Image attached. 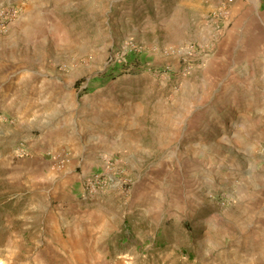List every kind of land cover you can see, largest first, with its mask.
I'll list each match as a JSON object with an SVG mask.
<instances>
[{
  "label": "rangeland",
  "instance_id": "374dc122",
  "mask_svg": "<svg viewBox=\"0 0 264 264\" xmlns=\"http://www.w3.org/2000/svg\"><path fill=\"white\" fill-rule=\"evenodd\" d=\"M237 3L0 0L19 12L9 28L36 23L42 33L37 48L54 110L34 138L64 123L74 130L73 119L89 110L107 118L108 136L123 120L122 149L102 153L107 165L84 178L83 212L66 206L47 217L4 207L0 195V264H241L230 262L238 246L224 228L237 195L264 188V27L237 29L248 20H233ZM254 3L252 17L263 19L264 6ZM237 38L239 50L203 68ZM77 147L80 171L88 151Z\"/></svg>",
  "mask_w": 264,
  "mask_h": 264
},
{
  "label": "crops",
  "instance_id": "0c3cea01",
  "mask_svg": "<svg viewBox=\"0 0 264 264\" xmlns=\"http://www.w3.org/2000/svg\"><path fill=\"white\" fill-rule=\"evenodd\" d=\"M254 1L256 0H238L233 8L234 21L248 15V20L244 19L245 24L236 27L240 31L243 29L244 34H247V30L264 27V18L252 17L258 10ZM257 1L260 6H264V0ZM26 25L21 22L14 24L6 34H0V136H7L5 146L8 148L5 153L0 152V167L3 168L0 187L4 189L0 191V195L7 197L4 207L20 204L28 210L42 212L47 217H54V208L60 207L63 210L66 206L73 207L70 210L78 207L77 210L81 213L84 178L100 172L104 164L107 165V161L104 162L101 158L102 153L122 149L123 120H119L118 132L108 136L107 118L98 120L95 113L89 110L80 113L76 120L73 119L74 130L65 131L64 123L62 126L48 127L45 134L34 138L36 124L41 118H46L44 122L48 124L52 121L54 106L51 95L54 93L50 87L47 88L50 82L47 78L44 79L43 54L37 48L42 33L33 28L36 23ZM240 40L241 38H237L236 45L225 46L223 50L219 46L211 58L208 56L202 60L203 68L211 60L223 59L232 48L233 52L239 50ZM243 40H247L246 36ZM45 93L47 96H43ZM262 109L264 108L260 111ZM262 113L264 114V110ZM14 115H20V120H10ZM83 128L89 131L84 143L79 138ZM23 135L26 136L27 152L18 157L22 145L18 147L17 142ZM79 145L88 151L86 162L80 171L74 166L77 165L75 157L78 155L76 149ZM69 159L72 160L67 164ZM236 204L238 212L229 217L234 222L226 221L228 226L224 228L225 237L238 246L234 256L230 255V262L264 264V188L260 193L238 194ZM95 210L89 207L85 210L89 214L92 212L90 219L94 220L92 216L95 217ZM247 250L250 256L240 259ZM240 252L243 254L239 255Z\"/></svg>",
  "mask_w": 264,
  "mask_h": 264
},
{
  "label": "built area",
  "instance_id": "2783aa9c",
  "mask_svg": "<svg viewBox=\"0 0 264 264\" xmlns=\"http://www.w3.org/2000/svg\"><path fill=\"white\" fill-rule=\"evenodd\" d=\"M232 1V0H229ZM19 12L14 7H0V34H5L8 31L9 25L18 17ZM20 155H25L27 152V148L24 144H21ZM93 190L95 188V184L92 186ZM92 190V191H93Z\"/></svg>",
  "mask_w": 264,
  "mask_h": 264
}]
</instances>
